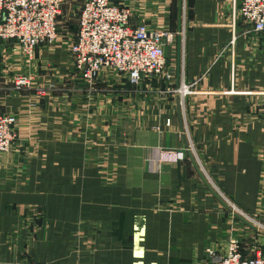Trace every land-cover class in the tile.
Returning <instances> with one entry per match:
<instances>
[{"label": "crops", "instance_id": "0c3cea01", "mask_svg": "<svg viewBox=\"0 0 264 264\" xmlns=\"http://www.w3.org/2000/svg\"><path fill=\"white\" fill-rule=\"evenodd\" d=\"M239 4L128 2L133 23L171 36L170 81L104 69L87 83L75 32L31 61L0 43V113L18 118L0 153V264H204L234 238L264 254V31Z\"/></svg>", "mask_w": 264, "mask_h": 264}, {"label": "built area", "instance_id": "2783aa9c", "mask_svg": "<svg viewBox=\"0 0 264 264\" xmlns=\"http://www.w3.org/2000/svg\"><path fill=\"white\" fill-rule=\"evenodd\" d=\"M69 0H0V43L14 41L28 61L34 57L36 47L54 43L60 37L59 18ZM130 0H82L78 27L69 43L74 71L87 83H92L104 69L126 74L138 84L144 77L170 81L167 69L166 45L171 36L163 30L153 29L144 22L133 23ZM237 14L255 31H264V0H240ZM30 75H17L16 90L30 88ZM190 85L168 86L161 94H185ZM264 95V91L259 92ZM264 116V103L261 106ZM18 118L13 113H0V153L13 148L18 138ZM170 124V120L167 121ZM166 159L172 152H164ZM225 203L232 208L227 198ZM236 213L252 223H259L238 210ZM204 264H264L260 248L246 253L239 239H231L223 256L209 251Z\"/></svg>", "mask_w": 264, "mask_h": 264}, {"label": "rangeland", "instance_id": "374dc122", "mask_svg": "<svg viewBox=\"0 0 264 264\" xmlns=\"http://www.w3.org/2000/svg\"><path fill=\"white\" fill-rule=\"evenodd\" d=\"M81 3H82V0H69L64 5L63 13L61 17L59 18L60 32L70 31V32L76 33V30L78 27L77 24H78L79 13L81 10ZM177 94H180V93H177ZM165 152H168V151H165Z\"/></svg>", "mask_w": 264, "mask_h": 264}, {"label": "water", "instance_id": "95a60500", "mask_svg": "<svg viewBox=\"0 0 264 264\" xmlns=\"http://www.w3.org/2000/svg\"><path fill=\"white\" fill-rule=\"evenodd\" d=\"M215 192V191H214ZM216 193V192H215ZM217 194V193H216ZM218 195V194H217ZM227 205V204H226ZM240 218H242L243 220H244V218L243 217H241V216H239Z\"/></svg>", "mask_w": 264, "mask_h": 264}]
</instances>
